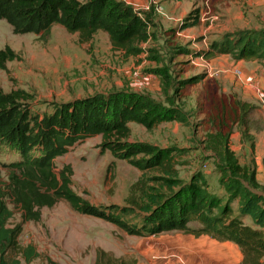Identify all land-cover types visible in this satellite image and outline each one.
I'll use <instances>...</instances> for the list:
<instances>
[{
	"label": "trees",
	"instance_id": "trees-1",
	"mask_svg": "<svg viewBox=\"0 0 264 264\" xmlns=\"http://www.w3.org/2000/svg\"><path fill=\"white\" fill-rule=\"evenodd\" d=\"M1 19L16 34L49 35L52 27L60 24L69 32L78 33L82 43L92 41L102 30L108 34L113 49L128 55L147 52L150 59L162 61L154 48L143 47L157 39L153 6L149 10L136 9L125 0H0ZM187 20L180 31L198 25L200 16ZM175 52L194 57L225 54L260 60L264 58V29L227 34L223 40L211 42L208 49L181 45ZM14 60H22V56L12 47L0 49V69L9 73L7 64ZM148 71L161 77L165 93L173 89L177 95L204 78L200 74L175 79L165 65ZM34 97L23 88L5 92L0 84V146L16 155L0 166V264H21V258L31 263L41 256L34 245L21 246L19 236L26 221H40L42 208L53 207L61 200L75 211L108 221L129 235L151 236L170 231L208 234L236 243L244 255L242 264H264V183L258 180L256 168L239 163L228 143L229 133L225 136L224 160L229 165L226 169L232 170L229 178H221L228 194L222 197L210 189L202 172L187 182L178 177V148L130 139L132 122L147 128L168 121L186 122L184 110L170 96L169 105H165L134 91L97 92L52 102V110L44 112L32 108L30 101ZM235 105L237 118L238 109L245 114L256 108L240 97ZM226 126L221 119L219 127ZM97 135L101 136L103 153L110 151L116 159L129 162L145 174L136 182L125 205L91 203L74 190L72 165L60 169L55 165L56 158L67 154L75 144ZM2 166L10 171L8 190L3 187ZM149 170L160 174L149 176ZM154 181H162L166 188L149 184ZM8 198L23 214V220L14 226L8 225L14 215ZM247 217L251 222L246 221ZM136 263L135 258L118 257L104 249L97 251L95 260V264Z\"/></svg>",
	"mask_w": 264,
	"mask_h": 264
},
{
	"label": "rangeland",
	"instance_id": "rangeland-1",
	"mask_svg": "<svg viewBox=\"0 0 264 264\" xmlns=\"http://www.w3.org/2000/svg\"><path fill=\"white\" fill-rule=\"evenodd\" d=\"M125 1L136 9L149 10L153 6L157 39L144 43L143 47L154 48L160 55V63L150 59L147 52L128 55L113 49L108 34L102 30L92 41L82 43L78 33H71L60 24H55L49 35L16 34L1 19L0 49L10 46L22 56V60L8 62L9 73L0 69L4 91L27 90L35 96L30 101L32 108L41 112L51 111L52 102L97 92L134 91L165 105H169L167 96H170L184 110L186 122L168 121L153 128L132 122L131 140L178 148V177L187 182L202 172L210 189L223 197L228 194L221 178H229L232 170L226 169L229 165L224 160L225 136L229 133L228 143L239 163L256 168L263 182V166L257 163L256 156L261 155L263 164L264 111L260 112L261 108L256 106L244 114L238 109L241 121H237L239 117L233 108L238 97H243L242 85L250 78V70L258 68L256 73H263L264 58L236 59L223 54L205 58L177 54L175 50L181 45L208 49L211 42L221 41L227 34L263 30L264 0ZM196 14L200 23L180 31L183 23ZM161 65L169 67L175 79L200 74L204 78L180 95L173 89L165 93L161 77L148 71ZM236 68L244 71L241 78L234 73ZM156 80L160 81L158 87L154 86ZM221 119L226 121V127H219ZM100 144V135L89 137L57 157L55 165L59 169L72 165L73 188L91 203L125 205L136 182L145 174L129 162L116 159L110 151L103 153ZM15 157L8 148L0 146V166ZM9 172L2 166L6 190ZM147 174L154 176L160 172L149 170ZM149 184L166 188L162 181ZM136 190L137 187L134 193ZM8 203L14 212L8 225L14 226L23 220V214L12 199L8 198ZM132 236L108 221L75 211L61 200L53 207H43L40 221L24 223L20 245H34L41 256L31 263L21 258V264H95L100 249L131 259L136 245Z\"/></svg>",
	"mask_w": 264,
	"mask_h": 264
},
{
	"label": "crops",
	"instance_id": "crops-1",
	"mask_svg": "<svg viewBox=\"0 0 264 264\" xmlns=\"http://www.w3.org/2000/svg\"><path fill=\"white\" fill-rule=\"evenodd\" d=\"M257 71L258 68L250 70V78L242 85V98L260 107L259 111L263 113L264 71L260 74ZM155 78L158 79L156 76ZM159 83L156 80L154 86L158 87ZM260 157L261 155L256 156V159L263 166V182L259 175L258 180L263 184L264 162L262 164ZM246 221L251 222V219L247 217ZM132 237L136 243L135 250L132 251L133 258L137 259L136 264H242L244 259L243 252L236 243L220 241L208 234L196 236L183 231H170L159 235Z\"/></svg>",
	"mask_w": 264,
	"mask_h": 264
},
{
	"label": "built area",
	"instance_id": "built-area-1",
	"mask_svg": "<svg viewBox=\"0 0 264 264\" xmlns=\"http://www.w3.org/2000/svg\"><path fill=\"white\" fill-rule=\"evenodd\" d=\"M234 73H235L239 78L242 77V70H241V69L236 68V69L234 70ZM258 91L261 92L260 89H258Z\"/></svg>",
	"mask_w": 264,
	"mask_h": 264
}]
</instances>
